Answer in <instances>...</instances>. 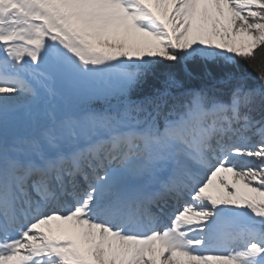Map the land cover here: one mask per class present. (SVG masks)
<instances>
[{"label":"snow or ice","instance_id":"1","mask_svg":"<svg viewBox=\"0 0 264 264\" xmlns=\"http://www.w3.org/2000/svg\"><path fill=\"white\" fill-rule=\"evenodd\" d=\"M0 264H264V0H0Z\"/></svg>","mask_w":264,"mask_h":264},{"label":"trees","instance_id":"2","mask_svg":"<svg viewBox=\"0 0 264 264\" xmlns=\"http://www.w3.org/2000/svg\"><path fill=\"white\" fill-rule=\"evenodd\" d=\"M199 69H197V71H198ZM247 71L249 72V73H251L252 72V70L251 69H247Z\"/></svg>","mask_w":264,"mask_h":264}]
</instances>
